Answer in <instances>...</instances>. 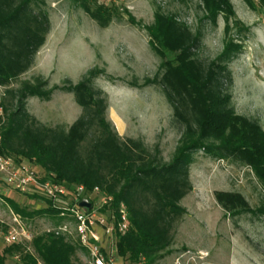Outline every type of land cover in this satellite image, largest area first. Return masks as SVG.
<instances>
[{"label": "trees", "instance_id": "1", "mask_svg": "<svg viewBox=\"0 0 264 264\" xmlns=\"http://www.w3.org/2000/svg\"><path fill=\"white\" fill-rule=\"evenodd\" d=\"M199 1L208 21L216 25L222 16L225 23L224 50L208 66L197 59L201 33L194 34L176 15L158 8L153 23L143 26L150 47L162 60L160 83L174 115L184 125L170 162H164L157 147L150 151L141 140L122 139L107 121L108 100L93 86L94 79L102 74L98 68L89 70L79 83L63 88L72 92L83 108L67 131L42 125L26 110L29 96L48 100L58 89H47L48 82L42 78L9 92L13 100L17 98V110L9 113L3 104L7 122L0 128V153L15 154L18 161L27 159L58 181L82 184L90 191L99 187L113 196L115 210L121 202L126 204L129 228L117 237L116 250L127 264H155L167 253L175 222L186 213L180 201L192 190L189 167L194 152L203 150L218 158L237 156L264 183V129L257 121L235 112L232 95L222 82H232L223 61L243 47L230 36L232 30L249 31L250 27L238 19L231 0ZM244 1L251 10L264 15V0ZM80 4L101 27H107L116 16V10L105 4L93 7L90 0H80ZM124 11L132 24L139 25L127 9ZM49 31L45 1L0 0V85L29 70ZM214 196L231 215L252 211L239 192L216 190ZM30 197L46 207L28 210L7 200L24 219L38 215L64 219L47 198L39 194ZM79 250L84 249L72 236L42 231L33 234L30 242L8 244L0 250V264H10L9 259L17 255L16 264H79Z\"/></svg>", "mask_w": 264, "mask_h": 264}, {"label": "rangeland", "instance_id": "2", "mask_svg": "<svg viewBox=\"0 0 264 264\" xmlns=\"http://www.w3.org/2000/svg\"><path fill=\"white\" fill-rule=\"evenodd\" d=\"M43 1L50 17V31L29 70L0 85V128L7 122L4 105L9 113L18 109L17 98L13 100L9 92L24 82L42 78L48 82L47 89H58L48 100L29 96L26 110L42 125L67 131L82 115L83 108L74 94L63 88L79 83L89 70L98 68L102 74L94 79L93 86L102 90L108 100L107 121L122 139L141 140L150 151L157 147L164 162H170L184 125L174 115L160 83L162 60L150 47L143 26L153 23L158 8L176 15L194 34L201 33L197 59L208 66L225 47L223 17L212 24L205 18L199 0H90L93 7L105 4L116 10L111 23L101 27L80 0ZM231 1L238 19L250 30H232L230 36L243 47L223 61L232 82H222L232 95L235 112L257 121L264 129V15L251 10L244 0ZM124 9L140 26L129 21ZM10 156L17 159L15 154ZM189 180L192 190L180 201L186 213L175 222L172 244L155 264H264V183L255 170L237 156L218 158L199 150L193 153ZM216 190L241 193L252 211L231 215L216 201ZM7 198L28 210L46 207L44 202L7 188L0 181V250L8 246L4 240L6 228L16 224L12 214L16 212ZM24 221L32 235L67 222L45 215ZM28 248L33 251L32 246ZM76 257L79 264H91L84 250H79ZM16 260L10 258L9 263L16 264ZM115 260L117 264H127L120 257Z\"/></svg>", "mask_w": 264, "mask_h": 264}, {"label": "built area", "instance_id": "3", "mask_svg": "<svg viewBox=\"0 0 264 264\" xmlns=\"http://www.w3.org/2000/svg\"><path fill=\"white\" fill-rule=\"evenodd\" d=\"M0 181L20 194H39L60 210L59 215L67 222L50 226L44 232L74 236L88 253L91 264H117V237L124 235L129 228V213L125 203L121 202L115 210L112 207L113 196L99 187L90 191L82 184L58 181L52 174L2 153ZM83 199L92 203L90 208L80 206ZM12 214L16 224H9L4 240L7 244L30 242L33 235L29 232L24 218L19 213ZM15 258L18 259L19 256ZM38 264L43 262L39 261Z\"/></svg>", "mask_w": 264, "mask_h": 264}, {"label": "water", "instance_id": "4", "mask_svg": "<svg viewBox=\"0 0 264 264\" xmlns=\"http://www.w3.org/2000/svg\"><path fill=\"white\" fill-rule=\"evenodd\" d=\"M92 203L88 199H83L80 202V206L90 208Z\"/></svg>", "mask_w": 264, "mask_h": 264}]
</instances>
